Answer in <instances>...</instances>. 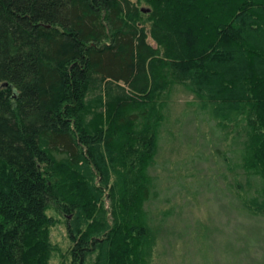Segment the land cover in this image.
Here are the masks:
<instances>
[{"label":"trees","instance_id":"obj_1","mask_svg":"<svg viewBox=\"0 0 264 264\" xmlns=\"http://www.w3.org/2000/svg\"><path fill=\"white\" fill-rule=\"evenodd\" d=\"M178 88L264 224V0H0V264H49L52 207L72 264L161 259L150 169ZM243 245L264 264V235Z\"/></svg>","mask_w":264,"mask_h":264},{"label":"rangeland","instance_id":"obj_2","mask_svg":"<svg viewBox=\"0 0 264 264\" xmlns=\"http://www.w3.org/2000/svg\"><path fill=\"white\" fill-rule=\"evenodd\" d=\"M172 96L170 119L150 169L157 178L156 198L147 205L158 219L165 213L172 215L160 225L156 222L165 238L158 249L163 259L157 260L155 252L151 264H256L253 254L244 257L243 244L251 236L264 235V224L237 210L219 175L210 173L224 170L221 160L223 153L230 155L231 137L224 140L217 124L191 105L194 96L182 88ZM48 214L56 221L50 230L49 264H72L74 242L66 219L55 207ZM95 257L86 264H94Z\"/></svg>","mask_w":264,"mask_h":264}]
</instances>
